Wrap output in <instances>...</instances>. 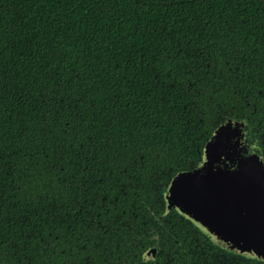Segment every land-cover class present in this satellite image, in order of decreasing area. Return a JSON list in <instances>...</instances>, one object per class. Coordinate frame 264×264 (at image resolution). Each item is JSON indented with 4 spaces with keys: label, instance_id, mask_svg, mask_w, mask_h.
<instances>
[{
    "label": "trees",
    "instance_id": "trees-1",
    "mask_svg": "<svg viewBox=\"0 0 264 264\" xmlns=\"http://www.w3.org/2000/svg\"><path fill=\"white\" fill-rule=\"evenodd\" d=\"M231 121L264 161V0H0V264H264L165 211Z\"/></svg>",
    "mask_w": 264,
    "mask_h": 264
},
{
    "label": "water",
    "instance_id": "water-1",
    "mask_svg": "<svg viewBox=\"0 0 264 264\" xmlns=\"http://www.w3.org/2000/svg\"><path fill=\"white\" fill-rule=\"evenodd\" d=\"M243 129L235 121L218 127L196 167L177 174L163 200L166 212L175 210L213 246L264 263V161Z\"/></svg>",
    "mask_w": 264,
    "mask_h": 264
},
{
    "label": "snow or ice",
    "instance_id": "snow-or-ice-1",
    "mask_svg": "<svg viewBox=\"0 0 264 264\" xmlns=\"http://www.w3.org/2000/svg\"><path fill=\"white\" fill-rule=\"evenodd\" d=\"M219 135V134H218ZM183 183V180H181V181H178L177 182V185H180V184H182Z\"/></svg>",
    "mask_w": 264,
    "mask_h": 264
},
{
    "label": "rangeland",
    "instance_id": "rangeland-1",
    "mask_svg": "<svg viewBox=\"0 0 264 264\" xmlns=\"http://www.w3.org/2000/svg\"><path fill=\"white\" fill-rule=\"evenodd\" d=\"M224 259H227L226 257H223Z\"/></svg>",
    "mask_w": 264,
    "mask_h": 264
}]
</instances>
